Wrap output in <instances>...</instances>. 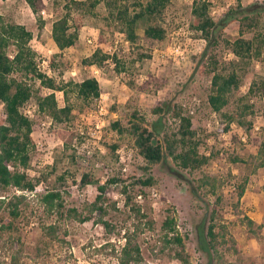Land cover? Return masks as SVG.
<instances>
[{
	"label": "rangeland",
	"instance_id": "1",
	"mask_svg": "<svg viewBox=\"0 0 264 264\" xmlns=\"http://www.w3.org/2000/svg\"><path fill=\"white\" fill-rule=\"evenodd\" d=\"M209 2L210 12L214 10L211 16L217 21L223 18L229 8L234 9L225 24L215 28L214 37L220 34L235 38L238 35L237 19L245 13L243 7L249 5V8L260 12V31L264 34V0ZM62 10V0H34L33 5L29 0H0V14L4 19L23 24L32 32L30 45L37 52L36 60L41 70V62L46 60L50 68L47 75L56 81L62 78L81 81L93 76L98 80L101 90L100 97L91 105L80 108V103H77L71 119L62 124L53 123L48 115L39 112L34 97L21 108L33 122V148L27 172L30 177L40 174L44 177L32 192H27L31 197L30 202L15 219L17 230L12 235L19 236L20 242L11 245L6 239L8 233L0 239V264H10V254L19 245L23 249L20 264H115L109 247L101 251H96V248L107 241L119 248L124 242L122 232L119 231L122 226H129L132 219L123 206V183L133 184L131 190L134 199L150 208V215L155 221L154 229L144 231L138 238L146 264H183L168 254L157 252L160 224L167 213L174 216L177 230L184 237L186 251L190 256L189 264H209L200 237L203 220L211 208L213 197L195 187V179L202 172L226 178L222 189V214L240 250L239 254L233 253L231 248L226 250L227 257L236 264H264V167L251 172L243 163L229 160L232 154L246 157L249 153H255L256 141L264 139V95L251 96L254 113L248 116L252 123L250 128L233 122L228 131L220 130L222 117L209 107L206 100L210 77L199 72L200 63L208 53L209 42L199 38V33L191 27L194 19L192 0L170 1L160 20L166 28V37L153 46H148L143 40L148 19L138 20L135 28L137 40L126 43V37L119 32L118 24L110 19L107 6L101 0L89 10H72V21L81 24L78 40L72 48L60 52L55 49L50 32L52 21ZM38 15L45 20L42 29L37 26ZM187 25L190 33L185 30ZM245 34L252 35L251 32ZM88 39H92L93 43H88ZM173 43L184 48L182 58H178L179 55L175 53L170 54L169 48L173 47ZM98 47L110 55L116 54L119 62L109 58L101 67L85 65L82 60ZM218 51L222 60L236 59L222 44ZM8 53H13V47L8 48ZM140 53L148 56L140 58ZM174 55L175 59L172 58ZM235 61L242 77L238 94H244L251 82L264 78V49L259 58ZM44 92H48L47 89ZM56 98L62 106L63 96L56 92ZM70 101L75 102L76 98L71 95ZM159 102L181 104L202 137L200 151L205 154H209L210 150L215 152L202 169L182 170L166 157L153 166L149 173L144 172L141 168L144 162L131 139L119 137L110 128L113 120H124L133 109L144 113L149 120L157 119L158 115L152 113L151 109ZM2 106L0 103V120ZM60 128L75 134L68 148L64 147L57 133ZM113 142L119 143L114 155L109 153L107 147ZM229 171L231 176H228ZM84 172L92 173L100 183L111 177L123 180V183H108L106 192L118 210L109 207L104 219L115 225V229L109 231L101 223L93 222L97 213L85 222L56 219L61 225L57 232L59 239L38 255L36 248L45 244L46 240L41 227L55 220L54 216L44 213L39 196L49 190H59L67 207L81 208L98 193L95 183L81 184ZM60 174L64 178H58ZM147 175L155 178L151 186L138 182V179ZM245 177V192L237 201L236 185ZM13 193L20 192L0 188V198ZM243 215L255 221L254 232L249 231L241 221ZM6 218V211L0 209V219Z\"/></svg>",
	"mask_w": 264,
	"mask_h": 264
},
{
	"label": "trees",
	"instance_id": "2",
	"mask_svg": "<svg viewBox=\"0 0 264 264\" xmlns=\"http://www.w3.org/2000/svg\"><path fill=\"white\" fill-rule=\"evenodd\" d=\"M63 10L52 21L50 37L54 47L58 51L72 48L78 40L80 23L72 21V10H85L93 8L101 0H62ZM104 0L108 15L119 26V32L123 33L130 42L138 38L136 23L141 18H146L149 24L144 29L143 40L148 46H153L165 39L167 31L160 21L171 0ZM238 1V0H237ZM33 5L34 0H29ZM240 6V5H238ZM133 7V8H131ZM243 7L245 12L237 19L238 35L230 39L221 36L214 37L217 26H223L230 14L234 13L229 8L223 18L218 21L210 15L209 0H192V15L194 17L191 27L202 38L209 42V50L200 63L199 72L209 75L210 85L207 93V104L222 117L220 130L228 131L233 122L246 127L252 123L248 116L254 113L252 95H264V78L250 83L248 91L238 94L242 83V77L236 68V59L250 60L259 58L264 49V34L261 33V14L253 8ZM37 26L42 29L44 18L38 15ZM251 32L248 36L245 33ZM32 32L25 25L12 23L4 19L0 14V103L3 105V114L0 120V188L4 191L15 189L20 193L4 195L0 198V209L6 211L8 218L0 219V239L8 233L6 239L12 245L20 242L19 236L12 233L16 231L15 219L23 212L30 202L29 194L39 181L42 174L30 177L25 171L31 163V150L33 148L32 129L33 122L23 111L22 107L34 97L37 110L48 115L55 124H62L71 119L74 108L80 103V108L91 105L100 97L101 90L95 77H86L81 81L62 78L59 82L53 77L42 72L37 64V52L31 47ZM233 54L235 60H222L219 54L220 45ZM13 47V53H8V48ZM56 56V53L53 57ZM148 56L140 53L139 57ZM113 58L119 62L116 54H108L102 48H96L82 61L85 65L101 67L107 59ZM36 86V87H35ZM49 89L50 92H44ZM56 91H61L64 104L60 106L56 98ZM76 98L70 101V96ZM158 115L155 120H149L144 113L133 109L128 112L125 119H116L110 123V128L119 137H129L137 154L144 164L141 166L144 172L168 157L182 170L196 171L202 169L215 152L202 153L200 146L202 137L192 118L184 112L179 103L169 104L159 102L151 109ZM63 145L68 148L75 136L63 128L57 130ZM257 151L249 153L246 157L232 154L231 162L243 163L251 172L264 167V139L258 140ZM118 142L108 144L109 153L114 155ZM231 176V172H228ZM58 178H64L63 174ZM247 178L236 185L237 201L245 192ZM121 182L119 177H111L104 183L90 172H84L81 176V184L95 183L98 193L91 202H85L81 208L67 207L59 190H49L39 196V203L48 216H54L55 220L49 224H43L41 229L46 238L45 244L36 248L37 254L53 245L59 238L57 232L61 229L56 219H73L78 222L93 219L95 223H101L106 229L112 231L115 225L104 217L108 214V208L118 210L115 202H110L106 196L108 183ZM144 186H151L155 178L147 175L138 179ZM135 183V182H134ZM226 184V178L209 172H202L195 179V187L213 197L211 208L207 217L203 220L200 242L202 249L208 254L209 264H236L226 255V250L239 254L240 250L236 239L230 233L224 222L222 207V189ZM133 184H122L121 191L124 195L123 206L132 219L129 226L124 225L120 229L124 242L116 248L112 242L101 244L96 251L110 248V255L115 259V264H146L138 241L139 236L146 230L154 229L155 221L151 217L149 207H145L134 199L132 194ZM264 191V185H263ZM109 205V206H107ZM241 221L248 230L254 232L255 221L243 215ZM11 248V246H10ZM157 252L168 254L173 259L183 264L190 263V256L186 251L184 237L178 232L175 218L167 213L160 224V234L156 244ZM23 249L21 245L13 249L10 254V264H20V255Z\"/></svg>",
	"mask_w": 264,
	"mask_h": 264
},
{
	"label": "built area",
	"instance_id": "3",
	"mask_svg": "<svg viewBox=\"0 0 264 264\" xmlns=\"http://www.w3.org/2000/svg\"><path fill=\"white\" fill-rule=\"evenodd\" d=\"M214 13V10H212L211 12H210V15L211 14H213ZM187 27V29H185L186 30V32H188V33H190L189 31H188V25L186 26ZM125 37V36H124ZM126 43H128L129 41L128 40H126L125 41ZM88 43H93V41H92V39H88ZM174 44V43H173ZM170 49V54L172 55L173 53H175V55H179V56H177L178 58H182V54H183V52H184V48H182L181 46H178V45H173V47L172 48H169ZM172 56V58L173 59H175V57L176 56ZM41 66L43 67V70H41L40 68V70L42 71V72H44V73H46V74H48V72L50 71V68H48V63H47V61L46 60H42V62H41ZM38 67H40L39 65H38ZM45 69H47L46 71H45ZM47 91L48 92H50V90L49 89H47ZM56 92H59L61 95H62V92L61 91H56ZM63 96V95H62ZM123 169H125V168H123ZM25 171L27 172V169H25ZM17 192H21V191H19V190H16Z\"/></svg>",
	"mask_w": 264,
	"mask_h": 264
}]
</instances>
